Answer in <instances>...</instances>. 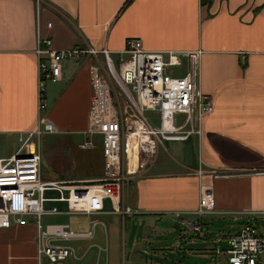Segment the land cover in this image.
Listing matches in <instances>:
<instances>
[{"label":"crops","instance_id":"1","mask_svg":"<svg viewBox=\"0 0 264 264\" xmlns=\"http://www.w3.org/2000/svg\"><path fill=\"white\" fill-rule=\"evenodd\" d=\"M126 1L0 0V139L18 144L19 135L46 118L56 132L81 137L71 157L72 173L91 175L97 168L94 151L79 148L86 139L90 60L82 56L62 63L59 81L46 88L47 109L39 112L38 37L50 39L54 51L92 47L118 57L125 40L135 38L146 51L194 54L197 88L212 102L199 136L163 142L150 167L124 188L121 206L134 215L112 213L105 200L102 214L44 217V223L79 232L98 222L91 240L71 243L77 259L66 264L97 259L99 264H181V256L191 255L198 243L192 232L182 236L189 228L171 214L196 210L201 186L212 189L211 218L264 211V0ZM199 170L224 176L199 177ZM45 207L67 210L62 202ZM34 234L32 226L0 231V264H38ZM209 257L215 261L214 253Z\"/></svg>","mask_w":264,"mask_h":264},{"label":"built area","instance_id":"2","mask_svg":"<svg viewBox=\"0 0 264 264\" xmlns=\"http://www.w3.org/2000/svg\"><path fill=\"white\" fill-rule=\"evenodd\" d=\"M39 2L35 0L37 5ZM37 39L34 53L38 58L39 112L47 109L46 88L49 83L59 81L62 63L77 61L82 56L90 60L86 139L79 148H94L93 138H98L102 177L90 186L43 181L41 156L33 140L42 133H55L56 127L46 118L39 119L34 130L19 135L18 148L12 155L5 157L0 153V231L32 226L37 263L66 264L77 259L71 243L91 240L98 222L92 221L87 231L79 232L69 225L44 223V217L102 214L105 200L111 202L112 213L134 215L132 208L121 206L124 188L150 167L163 142L199 136L201 120L212 113L213 106L210 97L197 88L194 54L146 51L140 40L128 38L115 62L105 49L54 51L50 39ZM147 112L158 116V127L151 125L145 116ZM196 174L214 179L224 176L216 171L199 170ZM47 192H56L57 197L49 198ZM56 202L66 203L67 210L46 209V204ZM214 208L211 187L201 186L196 210L174 212L171 216L193 232H199L196 222L215 213ZM234 220L242 224L235 233L215 241L216 258L212 264H264V211L240 213ZM222 243L225 249L221 248ZM98 249V253L103 251ZM95 264H99L98 259Z\"/></svg>","mask_w":264,"mask_h":264},{"label":"rangeland","instance_id":"3","mask_svg":"<svg viewBox=\"0 0 264 264\" xmlns=\"http://www.w3.org/2000/svg\"><path fill=\"white\" fill-rule=\"evenodd\" d=\"M111 57L115 62L118 59V57ZM175 71L177 72L178 70ZM145 116L149 120L151 125H153L154 127L159 126L158 116L155 113L147 112ZM179 118L180 117H177L176 120L178 121ZM68 135L69 134H62L58 132L42 133L38 138H35L33 140L35 145L38 147L41 156V178L50 181L76 178L77 181H73V183H71L72 186L95 185L93 181H96L100 179V177H102L101 172L103 164L98 138H93L94 148L91 149L97 156V168L95 169L93 174L89 175L86 171H77L78 173H72L73 168L71 164V157L72 155H74V153H77L75 146L78 142L81 141V137ZM16 145L18 144L14 140L1 138L0 153L2 154V156L7 157L9 156L12 148L16 147ZM222 173L223 172H220V174ZM52 195V193L47 194V196ZM214 214L215 213L211 215ZM211 215H207V217H204L198 221L200 228L199 232H193L190 228L184 231V235H182L183 237L189 235V233L191 234V232L193 233L191 240L194 243H198V246L195 247V250H190L191 255L187 254L181 256V264L213 263L214 259L210 258L209 256H212L214 253V248H216L215 241L217 239H223L224 236L235 233L241 225L238 220H234L236 216H233L232 218L215 219L211 218ZM44 219L43 221L46 222V220ZM223 245L224 244L222 243L221 248L225 249Z\"/></svg>","mask_w":264,"mask_h":264},{"label":"trees","instance_id":"4","mask_svg":"<svg viewBox=\"0 0 264 264\" xmlns=\"http://www.w3.org/2000/svg\"><path fill=\"white\" fill-rule=\"evenodd\" d=\"M132 0H127L125 5H128Z\"/></svg>","mask_w":264,"mask_h":264},{"label":"bare ground","instance_id":"5","mask_svg":"<svg viewBox=\"0 0 264 264\" xmlns=\"http://www.w3.org/2000/svg\"><path fill=\"white\" fill-rule=\"evenodd\" d=\"M88 188H85V191L91 192L92 188H90L89 190H87Z\"/></svg>","mask_w":264,"mask_h":264},{"label":"water","instance_id":"6","mask_svg":"<svg viewBox=\"0 0 264 264\" xmlns=\"http://www.w3.org/2000/svg\"><path fill=\"white\" fill-rule=\"evenodd\" d=\"M79 194H84L85 191H77Z\"/></svg>","mask_w":264,"mask_h":264}]
</instances>
